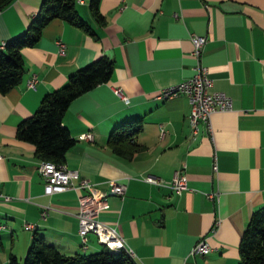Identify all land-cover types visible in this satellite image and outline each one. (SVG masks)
Instances as JSON below:
<instances>
[{"label": "crops", "instance_id": "crops-1", "mask_svg": "<svg viewBox=\"0 0 264 264\" xmlns=\"http://www.w3.org/2000/svg\"><path fill=\"white\" fill-rule=\"evenodd\" d=\"M39 2L12 0L0 8V44L26 28ZM74 6L91 32L51 18L34 45L21 47L19 82L0 93V193L8 196L0 198V264L9 253L21 259L33 233L64 254L103 247L90 232L81 246L80 178L104 191L110 180L124 183L122 196L108 194L98 219L115 228L135 264H237L241 231L264 205V0H99L102 23L88 0ZM192 32L206 38L200 60L212 88L231 100L230 109L210 114L209 130L198 123L194 138L186 96L157 97L158 89L193 73ZM101 54L112 59L108 79L71 99L61 118L74 138L62 162L77 175L72 186L45 194L42 159L32 143L15 137L16 124L68 73ZM134 117L139 147L126 157L106 138ZM85 131L90 139L79 137ZM180 169L186 187L175 193L169 182ZM202 236L209 251L191 253Z\"/></svg>", "mask_w": 264, "mask_h": 264}, {"label": "trees", "instance_id": "trees-1", "mask_svg": "<svg viewBox=\"0 0 264 264\" xmlns=\"http://www.w3.org/2000/svg\"><path fill=\"white\" fill-rule=\"evenodd\" d=\"M12 0H0V8ZM99 0H88V6L98 23L103 22L98 10ZM75 0H40L26 28L0 44V93L19 82L23 72L20 49L34 45L40 37L41 28L51 18L58 17L87 32L88 23L77 13ZM113 63L104 54L75 68L66 75L64 82L45 92L33 110L15 127V137L33 144L34 153L42 161L63 163L65 151L74 138L61 123L65 108L71 99L108 79ZM140 118L123 120L107 134L111 149L129 157L138 149L133 138L139 130ZM91 252L64 254L33 233L22 256L18 259L9 253L4 264H135L124 247L104 246ZM124 248V249H123ZM237 264H264V205L253 210L243 227L237 243Z\"/></svg>", "mask_w": 264, "mask_h": 264}, {"label": "built area", "instance_id": "built-area-1", "mask_svg": "<svg viewBox=\"0 0 264 264\" xmlns=\"http://www.w3.org/2000/svg\"><path fill=\"white\" fill-rule=\"evenodd\" d=\"M189 38L191 41L190 55L194 59L193 73L188 78L175 83L178 84V92H170V86L158 89V98H167L178 94L186 96L190 111V138H194L198 130V123H203L206 129L209 130L210 114L216 110L230 109L231 100L225 93L212 88V80L208 74L207 67L201 63L200 56L202 46L206 40L205 36L192 32L189 34ZM55 43L57 51L63 53L64 43L58 39ZM35 78V74H32L27 80V86L33 87ZM114 90L124 100L127 99L119 88ZM79 137L90 139L91 133L89 131L81 132ZM212 167L215 168V163H213ZM37 170L43 178V193L45 194L60 192L72 186L71 179L77 175L75 170L67 168L63 163H38ZM143 179L156 184L162 183L160 178L151 174H145ZM169 186L175 193H179L186 187V176L183 170L174 171L170 178ZM75 187L83 189L77 195V211L75 213L77 218L76 231L81 246L86 247V235L89 232L96 236V240L99 243L109 234H117L120 237L113 226L98 219V214L101 210L108 207V194L122 196L125 188L124 183L114 179L110 180L108 190L104 191L95 188L89 180L80 178ZM1 197L4 199L8 198V196L0 193ZM41 215H44V210H41ZM209 249L206 238L202 236L193 244L190 252L204 254Z\"/></svg>", "mask_w": 264, "mask_h": 264}, {"label": "bare ground", "instance_id": "bare-ground-1", "mask_svg": "<svg viewBox=\"0 0 264 264\" xmlns=\"http://www.w3.org/2000/svg\"><path fill=\"white\" fill-rule=\"evenodd\" d=\"M170 92H178V84L170 86ZM158 97V95H157ZM189 119H190V113H189ZM40 164H53V162L50 161H42ZM122 239V238H121ZM120 237H118L117 234H109L107 235L103 240H101L102 245L108 246V247H115V248H122L123 243Z\"/></svg>", "mask_w": 264, "mask_h": 264}, {"label": "rangeland", "instance_id": "rangeland-1", "mask_svg": "<svg viewBox=\"0 0 264 264\" xmlns=\"http://www.w3.org/2000/svg\"><path fill=\"white\" fill-rule=\"evenodd\" d=\"M86 251H88V250H86Z\"/></svg>", "mask_w": 264, "mask_h": 264}]
</instances>
